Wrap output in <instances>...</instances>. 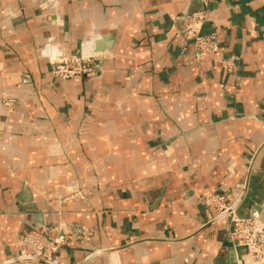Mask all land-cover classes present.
<instances>
[{
	"label": "crops",
	"instance_id": "1",
	"mask_svg": "<svg viewBox=\"0 0 264 264\" xmlns=\"http://www.w3.org/2000/svg\"><path fill=\"white\" fill-rule=\"evenodd\" d=\"M86 48L99 71L53 74ZM0 131V264H49L16 261L44 224L58 264H250L205 198L264 218V0H0Z\"/></svg>",
	"mask_w": 264,
	"mask_h": 264
},
{
	"label": "built area",
	"instance_id": "2",
	"mask_svg": "<svg viewBox=\"0 0 264 264\" xmlns=\"http://www.w3.org/2000/svg\"><path fill=\"white\" fill-rule=\"evenodd\" d=\"M208 3L198 11L186 13L181 16L182 31L188 42L195 46L197 57L214 54L219 49L216 31L204 32L207 21ZM52 72L55 76L71 79L77 76L89 75L99 71L101 56L99 52H93L87 48L79 54L69 55L63 50L55 49L48 55ZM240 58L231 56L224 60L228 72L234 71ZM4 103L11 106L13 99H4ZM2 132L0 131V139ZM245 186H242L244 189ZM205 203L215 208L216 217L229 219V237L236 245L247 252L250 264H264V218L260 220L252 216H241L233 211L234 202H230L224 194H212L205 198ZM64 242V236L51 225H36L26 228L20 237V250L17 260L44 259L47 262H56L55 255L59 252Z\"/></svg>",
	"mask_w": 264,
	"mask_h": 264
},
{
	"label": "water",
	"instance_id": "3",
	"mask_svg": "<svg viewBox=\"0 0 264 264\" xmlns=\"http://www.w3.org/2000/svg\"><path fill=\"white\" fill-rule=\"evenodd\" d=\"M100 45V44H99ZM243 199H244V195L234 204L232 210L233 211H237L239 206L241 205V203L243 202ZM260 213H261V208H259L258 210H253L251 212V216L254 217L255 219L257 220H260ZM224 217V216H223ZM36 261H40V262H45V263H49V264H58V263H55V262H47L46 260L44 259H35ZM18 261V260H16Z\"/></svg>",
	"mask_w": 264,
	"mask_h": 264
}]
</instances>
